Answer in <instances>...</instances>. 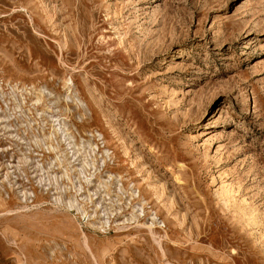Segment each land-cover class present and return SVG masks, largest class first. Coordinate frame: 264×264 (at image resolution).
<instances>
[{"label": "rangeland", "instance_id": "1", "mask_svg": "<svg viewBox=\"0 0 264 264\" xmlns=\"http://www.w3.org/2000/svg\"><path fill=\"white\" fill-rule=\"evenodd\" d=\"M0 264H264V0H0Z\"/></svg>", "mask_w": 264, "mask_h": 264}]
</instances>
